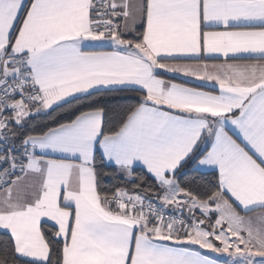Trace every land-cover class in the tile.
Returning <instances> with one entry per match:
<instances>
[{
	"label": "snow or ice",
	"instance_id": "6c2138e0",
	"mask_svg": "<svg viewBox=\"0 0 264 264\" xmlns=\"http://www.w3.org/2000/svg\"><path fill=\"white\" fill-rule=\"evenodd\" d=\"M0 264H264V0H0Z\"/></svg>",
	"mask_w": 264,
	"mask_h": 264
}]
</instances>
